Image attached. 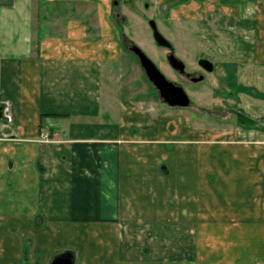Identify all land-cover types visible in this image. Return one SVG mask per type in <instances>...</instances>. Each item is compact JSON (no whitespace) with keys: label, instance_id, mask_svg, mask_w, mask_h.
<instances>
[{"label":"crops","instance_id":"crops-1","mask_svg":"<svg viewBox=\"0 0 264 264\" xmlns=\"http://www.w3.org/2000/svg\"><path fill=\"white\" fill-rule=\"evenodd\" d=\"M154 1L169 20L186 0ZM191 1L214 64L211 108L191 107L229 125L159 91L109 121L115 20L151 3L0 0V264H264V0Z\"/></svg>","mask_w":264,"mask_h":264},{"label":"rangeland","instance_id":"rangeland-1","mask_svg":"<svg viewBox=\"0 0 264 264\" xmlns=\"http://www.w3.org/2000/svg\"><path fill=\"white\" fill-rule=\"evenodd\" d=\"M139 1L141 2L142 9L146 8V3H151L150 12L152 14H148L147 16L143 15V18H139V14V16L137 17L136 14L127 13L126 16L128 18V22L124 24V30L128 35V38H130L137 46L141 47L146 52V54L157 64V66L161 68V70L164 71L170 78H176L174 73L171 72L169 66H167V62L164 57L165 50L161 46L157 45V43L153 39L151 24H148V19L151 18L156 21L160 31L171 42L174 48V52L179 58L184 61L187 70L193 71L197 69L199 67L198 61L201 58L205 57V54H201V52L206 50L207 47L206 44H204L206 43V39L204 37H202V39H199L200 35L198 32V25H204V23L201 22L199 18H197L199 17V13H197L196 11H189L193 9L195 5H188L187 3H185L187 0L184 2L178 0V2L181 1L179 3L180 5L178 6L177 2L174 1L173 4L175 6L171 7L174 8L172 14L170 15L171 19L165 20V17L158 13V4H156V6L154 0ZM183 3H185L186 5H184ZM190 3L195 2H193L192 0ZM122 8L126 9V6H123ZM183 9H188L185 10L184 15H182ZM185 16H187V18H184ZM115 22L118 24V28L121 31L123 24L120 20H115ZM36 23L38 22L36 21ZM209 23L208 21L205 22V24L207 25ZM45 24L49 23L45 21ZM55 24L56 25H54V22H52L50 23V25H48L50 26V30L55 31L56 29L59 30V28L62 29L65 23L64 21H58ZM120 47V51L122 53V61L114 60L110 62L112 63L111 65L114 68L113 71L115 74L114 76L110 74L107 68L103 84L104 109L111 112H113L112 110H114L115 114V117H111L109 120L111 123L117 122L116 115L118 114L120 101H130L137 106H141L143 104H158L159 106L165 108L164 103H162L157 96V88L147 78L143 70L144 68L139 63L135 54H133L132 51L129 50V48H125L122 42L120 44ZM213 75L214 70L210 72L207 71L205 79L201 81H197L195 83L189 82V80L187 79L182 81L181 84L191 97L192 101H194V104L206 105L205 107L211 108L212 103L210 101L213 100V88L211 84ZM201 92L202 94H199ZM207 102L210 104H206ZM192 104L190 105V107H180V109L188 112L194 120H200L201 125L223 126L225 123L229 125L230 122L224 123L223 120L221 121L220 117H223L222 113H220L221 115L219 117L213 116V114L209 113L208 111H204L202 112V114H199V112L194 109V107H191ZM110 114L112 115V113ZM230 125L232 126V124ZM169 235L170 239H176V233H170ZM158 237L161 238L159 235Z\"/></svg>","mask_w":264,"mask_h":264},{"label":"water","instance_id":"water-1","mask_svg":"<svg viewBox=\"0 0 264 264\" xmlns=\"http://www.w3.org/2000/svg\"><path fill=\"white\" fill-rule=\"evenodd\" d=\"M150 24L154 30V37L156 41L160 45L172 47V44L168 38L159 30L156 21L151 20ZM134 51L138 56L140 63L147 74V77L159 90L161 97L166 103L171 106H188L190 104V97L181 83L169 79L141 47L136 46ZM168 60L175 69L181 71L185 69L184 61L176 56L174 52L169 53ZM202 62H204V66L208 71H212L214 69V64L208 59H202ZM1 116L2 108L0 107V117ZM74 262V252L69 250L58 254L54 258L52 264H74Z\"/></svg>","mask_w":264,"mask_h":264},{"label":"flooded vegetation","instance_id":"flooded-vegetation-1","mask_svg":"<svg viewBox=\"0 0 264 264\" xmlns=\"http://www.w3.org/2000/svg\"><path fill=\"white\" fill-rule=\"evenodd\" d=\"M131 8V7H130ZM136 11V10H135ZM160 11V10H159ZM118 15H120V12L117 13ZM121 21V23L123 24L122 25V30H121V35H122V43H123V46L125 48H129L130 51H132L133 54H135V47L137 46L130 38H128V35L126 34L125 30H124V24L126 22H128V18L126 16V14H122L121 13V16L120 18L118 19ZM153 20L151 18L148 19V24H150V21ZM151 30H152V35H153V39L154 41L157 43V45L161 46L164 50H165V60L167 62V66H169L171 72L174 73V75L176 76V78H170L164 71V73L167 75L168 78L174 80V81H177L179 83H182L183 80L187 79L189 80V82H197V81H201L203 79H205V75H206V68L204 66V62H202V59H200L198 61V68L193 70V71H190V70H187L186 68V65H185V69L184 70H178V69H175L169 62L168 60V55L170 52H174V48L173 46L172 47H167V46H163V45H160L155 37H154V30L151 26ZM160 30V29H159ZM175 53V52H174ZM176 54V53H175ZM135 56L137 57V55L135 54ZM138 59V57H137ZM139 61V60H138ZM161 69V68H160ZM144 70V69H143ZM144 73H145V70H144ZM146 74V73H145ZM201 77V78H200ZM189 95V94H188Z\"/></svg>","mask_w":264,"mask_h":264},{"label":"built area","instance_id":"built-area-1","mask_svg":"<svg viewBox=\"0 0 264 264\" xmlns=\"http://www.w3.org/2000/svg\"><path fill=\"white\" fill-rule=\"evenodd\" d=\"M41 139L42 140H47L48 139V134L47 133H42L41 134Z\"/></svg>","mask_w":264,"mask_h":264},{"label":"trees","instance_id":"trees-1","mask_svg":"<svg viewBox=\"0 0 264 264\" xmlns=\"http://www.w3.org/2000/svg\"><path fill=\"white\" fill-rule=\"evenodd\" d=\"M4 1H6L5 3H7V4H11L12 3V0H4Z\"/></svg>","mask_w":264,"mask_h":264}]
</instances>
